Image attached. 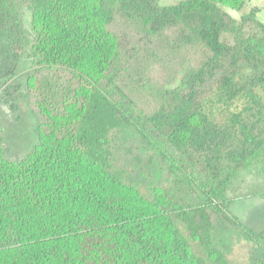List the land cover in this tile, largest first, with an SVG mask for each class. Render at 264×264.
Listing matches in <instances>:
<instances>
[{
	"label": "trees",
	"instance_id": "obj_1",
	"mask_svg": "<svg viewBox=\"0 0 264 264\" xmlns=\"http://www.w3.org/2000/svg\"><path fill=\"white\" fill-rule=\"evenodd\" d=\"M247 5L0 0V78L11 95L31 59L36 128L20 160L0 143V264H234L217 238L230 185L264 175V23Z\"/></svg>",
	"mask_w": 264,
	"mask_h": 264
},
{
	"label": "rangeland",
	"instance_id": "obj_2",
	"mask_svg": "<svg viewBox=\"0 0 264 264\" xmlns=\"http://www.w3.org/2000/svg\"><path fill=\"white\" fill-rule=\"evenodd\" d=\"M161 5L170 6L180 0H158ZM22 21L25 34L32 39L30 13L24 10ZM6 37H0V57L2 48L7 43ZM145 70L153 60L142 61ZM31 59L20 58L14 80L9 84H18L17 89L6 96L4 81L0 78V143L11 160H20L36 143L35 119L24 98V86ZM155 66L154 76L161 78L162 73ZM151 70V69H150ZM159 176V167H154ZM229 197L233 204V220L217 232L218 242L227 250L229 259L234 264H244L251 255L264 257V175L253 169L241 171L232 181Z\"/></svg>",
	"mask_w": 264,
	"mask_h": 264
},
{
	"label": "crops",
	"instance_id": "obj_3",
	"mask_svg": "<svg viewBox=\"0 0 264 264\" xmlns=\"http://www.w3.org/2000/svg\"><path fill=\"white\" fill-rule=\"evenodd\" d=\"M247 8L248 10L253 8L257 9V17L264 23V0H248Z\"/></svg>",
	"mask_w": 264,
	"mask_h": 264
}]
</instances>
